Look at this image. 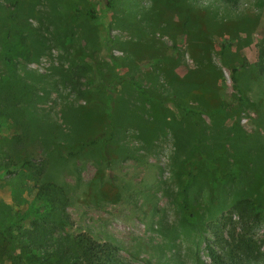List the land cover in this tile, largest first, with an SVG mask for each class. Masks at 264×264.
I'll return each instance as SVG.
<instances>
[{"label": "rangeland", "instance_id": "rangeland-1", "mask_svg": "<svg viewBox=\"0 0 264 264\" xmlns=\"http://www.w3.org/2000/svg\"><path fill=\"white\" fill-rule=\"evenodd\" d=\"M0 33V90L27 85L0 94V264L47 184L54 237L132 264H215L208 246L264 264V0H0Z\"/></svg>", "mask_w": 264, "mask_h": 264}, {"label": "trees", "instance_id": "trees-1", "mask_svg": "<svg viewBox=\"0 0 264 264\" xmlns=\"http://www.w3.org/2000/svg\"><path fill=\"white\" fill-rule=\"evenodd\" d=\"M22 23L23 26L27 23V14L22 19ZM17 32L23 36L24 40L23 31L17 30ZM0 36H2V33H0ZM225 43H230V41L224 38L220 44L224 46ZM25 52L26 55H29V50L26 48ZM3 58L7 59V56L3 55ZM231 71L234 73L236 68H232ZM12 83L14 84L12 87L9 85L7 88L1 89L0 94L8 99L12 97L22 99L23 90L27 88L26 82L15 76ZM14 87H18L17 90H12ZM29 92V99H32L34 87L29 88ZM92 142L94 143V140L90 144ZM88 144L86 142V145ZM182 167L187 177L182 189V211L186 221L192 222L195 214L192 211L188 193L190 186H192L191 182L196 177L195 169L198 168V157L187 158ZM36 199L39 204L31 210L33 216L31 228L21 232V236H25L27 241H19V243L14 241L19 248V254L16 258L18 259L17 264H132L120 253L119 247L109 240L100 242L84 233L73 239L54 237L47 223L51 222L50 224L53 225L52 222L57 220L56 214L59 206L56 193L51 185L47 184L45 188L38 190ZM237 203L238 201L235 202V205ZM57 223L61 224L62 221ZM208 253L215 264H223L220 256L211 246H208Z\"/></svg>", "mask_w": 264, "mask_h": 264}]
</instances>
